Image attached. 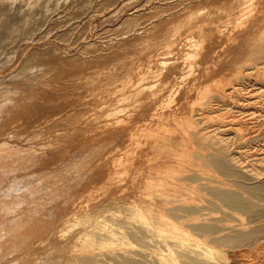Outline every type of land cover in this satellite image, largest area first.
I'll return each mask as SVG.
<instances>
[{"label": "bare ground", "instance_id": "6f19581e", "mask_svg": "<svg viewBox=\"0 0 264 264\" xmlns=\"http://www.w3.org/2000/svg\"><path fill=\"white\" fill-rule=\"evenodd\" d=\"M164 1L59 84L36 64L0 89V264H264V143L259 157L248 147L264 141V0ZM83 115L118 125L71 168L100 161L118 183L109 201L133 205L106 230L65 207L79 186L65 155L45 151L53 140L38 141ZM158 225L176 235L150 239Z\"/></svg>", "mask_w": 264, "mask_h": 264}, {"label": "rangeland", "instance_id": "374dc122", "mask_svg": "<svg viewBox=\"0 0 264 264\" xmlns=\"http://www.w3.org/2000/svg\"><path fill=\"white\" fill-rule=\"evenodd\" d=\"M164 2V0H0V86H2L0 89L5 88L7 84L11 86L17 81L24 80V75L30 71L25 68L28 69L36 64H42L41 66L46 64L44 66L48 71L45 70L49 72L46 74V79L49 77L48 81L55 85L57 83L55 80L66 75V72L71 71V68L75 69V62L80 61L82 52L88 55L96 48L102 47L103 49L106 42L114 41V39L135 31L134 28H138V25L133 27L131 20L135 18L134 15L138 17L145 14L153 5H163ZM143 20L140 18L139 23ZM236 40H232V42L234 43ZM100 44L101 46H99ZM229 46L231 45L224 46V49L216 55L224 58L226 53L228 54ZM224 53L225 55L222 57ZM69 58L73 59L70 61ZM50 69L53 71L50 72ZM15 73L17 76H13ZM51 74L54 79L50 76ZM58 81L61 82V80ZM38 83L34 84L33 82L30 85V87L34 85L32 88H36V93L42 86L45 87ZM256 113L258 114V112ZM117 126V124H111L108 127H101L99 121L83 115L81 118L71 119L54 128L52 132L46 133L38 140H53L52 146L44 147L45 151L59 149L58 155L60 153L65 155L67 167H70L71 171L67 176L69 183L79 186L70 190L73 198L68 201L65 207L69 210L71 206H80L82 211L96 215L102 222L104 230L110 229V225L124 215L130 214L133 205L128 199L116 205L109 201V197L113 195L111 192L116 187L114 185L118 183L115 184V181L111 180L109 176L104 175L105 168L100 161H91L90 166H78V170H81L76 178H74L71 168L80 162L84 152L99 149L104 143V136L112 134ZM263 129L264 127L256 133L263 132ZM51 133L57 135L52 137ZM263 143L264 141L261 140L254 142V145L248 144L249 146H247L252 155L256 153L255 157H259L262 152L259 149ZM253 148L255 150L257 148L258 151H253ZM249 150L247 149V152L250 154ZM257 152L259 156H257ZM47 162L44 161L37 165L40 167L43 164L44 167H47L49 166ZM212 174L217 179L222 178L215 171ZM122 183L130 184L129 181ZM147 219V212L142 209L141 213L134 215L131 221L135 227H140L147 222ZM163 230L164 228L160 225L154 226L152 231L148 232V237L156 239L161 234H175L173 229ZM118 231L121 232L117 235L119 240L145 238L146 236V232L135 229L118 228ZM160 238L162 239V237Z\"/></svg>", "mask_w": 264, "mask_h": 264}]
</instances>
